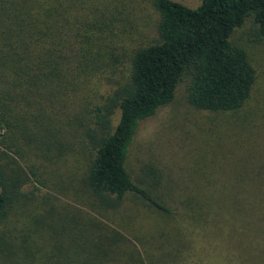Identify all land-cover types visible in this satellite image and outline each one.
Segmentation results:
<instances>
[{
	"label": "trees",
	"instance_id": "obj_1",
	"mask_svg": "<svg viewBox=\"0 0 264 264\" xmlns=\"http://www.w3.org/2000/svg\"><path fill=\"white\" fill-rule=\"evenodd\" d=\"M155 5L160 13L159 40L133 51L128 81L93 109L88 110V102L82 101L89 116L83 141L91 150L86 183L107 207H118L132 194L146 207L172 216L174 203L180 202L194 208L195 218L224 214L226 225L239 226L242 236H264V175L261 180L260 172L249 175V180L246 173L240 174L238 181L260 179L261 186L238 184L240 190L225 192L213 180L207 189L176 194L177 189L166 185L161 170L154 166L147 165L136 174L129 169L131 146L141 122L176 98L183 79L189 80L187 100L196 109L224 113L246 104L257 73L247 51L234 44L231 36L252 17L257 25L254 38L264 40V0H203L196 8L176 0H155ZM110 24L112 18L101 24L96 19V0H0V128L4 130L0 225L16 205L34 203V195L24 191L32 175L13 147L18 142L42 149L71 147L64 140L65 128L73 121L81 83L96 72L92 67L96 41L103 39ZM116 109L118 121L112 127ZM46 214L57 215L53 206L44 207L38 222ZM77 235H81L87 264L107 263L110 248L131 241L90 215ZM251 241L254 247L255 238ZM136 261L132 256L129 264Z\"/></svg>",
	"mask_w": 264,
	"mask_h": 264
},
{
	"label": "rangeland",
	"instance_id": "obj_2",
	"mask_svg": "<svg viewBox=\"0 0 264 264\" xmlns=\"http://www.w3.org/2000/svg\"><path fill=\"white\" fill-rule=\"evenodd\" d=\"M176 1L196 8L203 0ZM111 18L103 39L96 41V64L92 65L96 72L81 83L73 121L65 128L64 140L71 147L42 149L20 142L13 147L14 155L32 175L33 181L24 191L34 195V203L16 205L0 225V264H87L77 234L89 215L131 240L110 248L105 264H129L132 256L137 258L136 264H264V236H242L239 226L226 225L224 214L198 219L191 214L193 207L178 202L173 206L176 213L170 216L146 207L132 194L118 207H107L88 187L91 150L83 141V131L89 116L82 101L88 102V110L103 103L128 81L133 51L159 40L160 13L155 0H96L100 24ZM256 27L249 17L231 36L234 44L247 51L257 73L246 104L224 113L196 109L187 100L189 80L183 79L176 98L141 122L129 156L134 174L147 165L154 166L161 170L165 184L177 189L176 194L191 188L207 189L213 180L225 192L240 190L238 184L242 188L262 185L264 40L254 38ZM118 115L116 109L112 127ZM3 133L0 128V138ZM258 172L262 174L257 182L238 181L240 174L246 173L249 180V175ZM49 206L57 215L51 218L46 214L44 221L38 222L44 207ZM253 238L257 242L254 247Z\"/></svg>",
	"mask_w": 264,
	"mask_h": 264
}]
</instances>
